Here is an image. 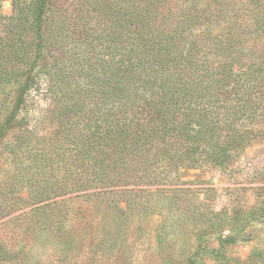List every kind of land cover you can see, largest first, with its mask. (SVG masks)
Masks as SVG:
<instances>
[{
	"label": "trees",
	"instance_id": "obj_1",
	"mask_svg": "<svg viewBox=\"0 0 264 264\" xmlns=\"http://www.w3.org/2000/svg\"><path fill=\"white\" fill-rule=\"evenodd\" d=\"M4 1L0 225L21 244L0 237V264H73L75 199L115 245L120 211L162 213L180 171L229 172L261 131L264 0H91L84 31L67 1Z\"/></svg>",
	"mask_w": 264,
	"mask_h": 264
},
{
	"label": "rangeland",
	"instance_id": "obj_2",
	"mask_svg": "<svg viewBox=\"0 0 264 264\" xmlns=\"http://www.w3.org/2000/svg\"><path fill=\"white\" fill-rule=\"evenodd\" d=\"M63 1H67L68 10L62 12L68 16L69 29L101 27L93 19L91 0ZM2 11L6 15L12 13L9 0L3 2ZM52 12L51 8L50 20L59 16ZM18 85L13 83L6 88L8 108ZM54 100L53 96L47 100L40 97L36 103L40 107ZM261 118L259 126L252 124L253 129L260 127L261 131H254L257 134L252 143L235 159L231 171L218 167L182 170L183 191L171 192L161 201L162 213L156 211L129 219V210L120 211L116 215L118 228L110 238L116 244L109 248L103 243L107 228L101 232L96 226L97 214L87 210V203L75 199L71 204L75 209L72 231L82 245L79 253L73 252L76 256L72 257V263L264 264V116ZM125 204L123 200L118 202L122 208ZM128 224L131 225L126 228ZM0 237L14 247L21 244L2 225ZM36 264H57V261L42 260Z\"/></svg>",
	"mask_w": 264,
	"mask_h": 264
}]
</instances>
